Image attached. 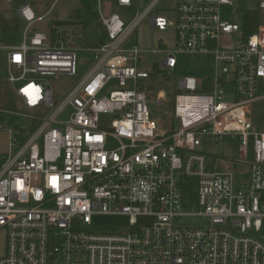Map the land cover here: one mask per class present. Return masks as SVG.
<instances>
[{
  "label": "built area",
  "instance_id": "2783aa9c",
  "mask_svg": "<svg viewBox=\"0 0 264 264\" xmlns=\"http://www.w3.org/2000/svg\"><path fill=\"white\" fill-rule=\"evenodd\" d=\"M92 1L106 42L88 49L93 66L56 106L47 77L76 72L69 26L30 32L41 17L23 3L20 40L3 46L21 107L49 112L25 114L35 121L31 129L0 125L8 134L0 161V264H264V118L253 115L264 99L257 94L264 20L245 36L242 23L227 19L234 0H176L174 21L150 18L151 30L173 26L174 47L159 39L145 51L127 39L158 0L127 23L106 11L105 0ZM259 8L264 16V1ZM145 52L161 70H173L177 55L212 57L209 76L179 79L170 112L176 123L167 130L159 131L140 82L152 80V70L140 67ZM165 95L158 90L156 102ZM100 114L114 116L109 127ZM205 136L237 139V158L209 162L199 150ZM243 174L246 180L237 178ZM97 215H125L129 225L99 232ZM189 217L200 222L187 224Z\"/></svg>",
  "mask_w": 264,
  "mask_h": 264
},
{
  "label": "rangeland",
  "instance_id": "374dc122",
  "mask_svg": "<svg viewBox=\"0 0 264 264\" xmlns=\"http://www.w3.org/2000/svg\"><path fill=\"white\" fill-rule=\"evenodd\" d=\"M151 1L132 0L130 6H119L116 0H105L104 4L106 11L118 14L127 23L136 16L143 14L149 7ZM262 1L264 0H234L233 6L228 9L227 19L241 24L243 22L244 12L257 10L260 13L259 4ZM27 2L36 15L42 17L29 31L37 30L48 34L54 33L56 25H63V22L71 18L72 12L82 6V0H27ZM18 3V0H0V22H12V20L16 19L14 11ZM92 7L95 10L96 5L94 2L92 3ZM175 7L176 0H158L135 27L134 31L128 37L127 43L136 44L145 51H148L152 46L159 45L158 41L160 39V43L163 42L166 48H173V26L168 27L165 31H158L157 29L151 30L150 18L152 16H163L168 21H174L176 16ZM68 28L70 29V38L77 46L76 72L72 76H61L59 78L47 77L54 94V106L60 103L66 93L85 76L94 64L93 53L88 48L83 47L79 41L81 27L71 24V27ZM19 40L20 34L17 35L16 41L19 42ZM0 46L7 45L0 42ZM5 56L6 50L0 47V125L11 127L14 132L19 131L21 128L30 129L32 125H35V121L26 115L31 113L46 116L49 110L38 113L30 112L21 107L13 93L10 83L7 81L8 68ZM142 57L144 61L140 65L141 68L152 71L157 69V59L153 54L145 52L142 54ZM212 68L213 63L210 55H177V65L173 70L157 69V71H153L156 74L153 80L140 81L143 86L149 88L146 93L150 101L151 116L159 126V131L167 130L170 127L172 128L176 123L171 118L170 112L173 108L174 95L178 92L179 79L184 76H194L200 80L205 76H209ZM112 84L104 91V94H108L109 88L113 87ZM160 89L164 90L166 95L165 100L161 104H158L156 102V95ZM257 94H264V80L259 81L257 84ZM226 99L228 100L230 98ZM253 115L257 118H264V99L253 104ZM113 118L114 116L112 114H100V125L105 128L109 127ZM109 146H115V144L111 143ZM7 150L8 134L3 128H0V161H3V158L7 155ZM199 150L203 151L207 155L208 161L212 163L220 160H234L238 156V140L232 139L229 136H224L220 140H214L210 136H205L199 145ZM225 164L227 163H223L222 165ZM234 167L238 170L245 169V166L236 165ZM237 178L246 180L247 176L244 174L237 175ZM186 210L197 211L199 207H188ZM199 222V217H189L186 220V223L191 225H196ZM93 223L97 226V231L99 232L124 231L129 225V218L125 215H97L94 216ZM5 246L6 230L5 228H0V256L4 255Z\"/></svg>",
  "mask_w": 264,
  "mask_h": 264
},
{
  "label": "trees",
  "instance_id": "16d2710c",
  "mask_svg": "<svg viewBox=\"0 0 264 264\" xmlns=\"http://www.w3.org/2000/svg\"><path fill=\"white\" fill-rule=\"evenodd\" d=\"M262 20H264L263 16L257 10L244 12L242 28L245 36L252 34ZM0 23V42L4 45H14L17 42V35L20 29L19 21L14 19L12 22L1 21ZM63 23L81 27L79 41L83 47H98L106 42L105 30L99 22L97 13L93 9L92 1L90 0H82V6L72 12L71 18ZM153 71H157V69ZM153 71L151 73L152 80L156 75ZM33 127L32 125L31 128Z\"/></svg>",
  "mask_w": 264,
  "mask_h": 264
},
{
  "label": "crops",
  "instance_id": "0c3cea01",
  "mask_svg": "<svg viewBox=\"0 0 264 264\" xmlns=\"http://www.w3.org/2000/svg\"><path fill=\"white\" fill-rule=\"evenodd\" d=\"M9 1H11V0H9ZM16 1V0H15ZM19 1V3H18V5H17V7H16V10L14 11V15H15V17H16V19L19 21V25H20V29H19V33L18 34H20L21 33V31H22V29H23V22L20 20V18H19V16H18V13H17V10H18V7L21 5V4H23V3H27L28 4V2H27V0H25V1H20V0H18ZM92 1V0H91ZM92 3H93V1H92ZM43 16H44V14H43ZM42 18V17H41ZM63 25H67V26H69V27H71V24H65V23H63ZM80 35V34H79ZM17 43V42H16ZM0 47H2L3 48V46H0ZM86 48H92V47H86ZM4 49V48H3ZM5 58H6V56H5ZM6 60V59H5ZM6 65H7V63H6ZM7 68H8V66H7ZM14 93V92H13Z\"/></svg>",
  "mask_w": 264,
  "mask_h": 264
},
{
  "label": "snow or ice",
  "instance_id": "6c2138e0",
  "mask_svg": "<svg viewBox=\"0 0 264 264\" xmlns=\"http://www.w3.org/2000/svg\"><path fill=\"white\" fill-rule=\"evenodd\" d=\"M17 59H19V57H17ZM34 102H35V101H33V103H34ZM96 139H99V137H97ZM51 179H52L53 183H55V181L57 180L56 177H52Z\"/></svg>",
  "mask_w": 264,
  "mask_h": 264
}]
</instances>
